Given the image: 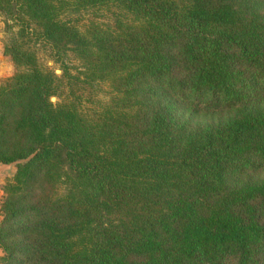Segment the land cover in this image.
Here are the masks:
<instances>
[{
  "label": "trees",
  "instance_id": "16d2710c",
  "mask_svg": "<svg viewBox=\"0 0 264 264\" xmlns=\"http://www.w3.org/2000/svg\"><path fill=\"white\" fill-rule=\"evenodd\" d=\"M108 4L130 20L61 18ZM0 13L16 26L0 264H264V173L250 174L264 171V0H0ZM66 51L111 87L92 116L59 98L77 77Z\"/></svg>",
  "mask_w": 264,
  "mask_h": 264
},
{
  "label": "rangeland",
  "instance_id": "374dc122",
  "mask_svg": "<svg viewBox=\"0 0 264 264\" xmlns=\"http://www.w3.org/2000/svg\"><path fill=\"white\" fill-rule=\"evenodd\" d=\"M61 18L75 24L80 30L85 28L90 21L113 28L118 20H130L128 14L113 4L96 6L78 11L67 9L61 13ZM6 22H9V20H6L3 14L0 13V52L5 56V64H7L8 67L5 70L7 75L0 76V81L12 74L16 69L9 55L3 53L4 42L7 40L10 33L16 29L15 25L8 29L6 27ZM32 46L37 61L41 66L50 68L56 74L61 73L62 64L59 60H54L47 44L35 42ZM61 60L64 62L63 65L66 66L67 71L77 77L69 78V82L62 79V92L59 98L63 97L64 99L72 100L77 108L85 115H94L102 105L108 101L112 93L109 83L106 80L86 81L81 73V62L71 51L63 53L61 55ZM51 96V101L58 99V97L54 95ZM194 117L199 118L201 116L194 115ZM205 117L209 118L208 115ZM14 169V162L8 164L0 163V196L3 183L12 176ZM263 173V170L250 172L253 177L261 176ZM1 253L2 251L0 249V255Z\"/></svg>",
  "mask_w": 264,
  "mask_h": 264
},
{
  "label": "crops",
  "instance_id": "0c3cea01",
  "mask_svg": "<svg viewBox=\"0 0 264 264\" xmlns=\"http://www.w3.org/2000/svg\"><path fill=\"white\" fill-rule=\"evenodd\" d=\"M7 68V64H5V56H3L0 52V76L7 75L5 72Z\"/></svg>",
  "mask_w": 264,
  "mask_h": 264
},
{
  "label": "water",
  "instance_id": "95a60500",
  "mask_svg": "<svg viewBox=\"0 0 264 264\" xmlns=\"http://www.w3.org/2000/svg\"><path fill=\"white\" fill-rule=\"evenodd\" d=\"M51 98H52V96L49 97L50 100H52ZM4 164H8V163H4Z\"/></svg>",
  "mask_w": 264,
  "mask_h": 264
}]
</instances>
